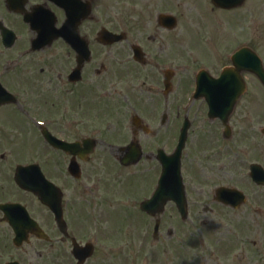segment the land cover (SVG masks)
Here are the masks:
<instances>
[{
  "label": "flooded vegetation",
  "instance_id": "af4514ba",
  "mask_svg": "<svg viewBox=\"0 0 264 264\" xmlns=\"http://www.w3.org/2000/svg\"><path fill=\"white\" fill-rule=\"evenodd\" d=\"M72 1L78 31L91 51L90 60L81 66L77 51L63 39L44 49L35 48L42 8L53 12L61 26L67 12L64 6L69 8L65 2L0 0V84L12 95L8 102L1 98L0 89V264H105L109 254L115 256L117 244L107 248L106 240L113 241L99 226L106 215L105 195L111 193L108 186L98 184L99 164L95 160L99 147L142 141L145 136L150 140L143 143L151 148L164 143L170 127L183 126L186 117L181 110L195 91L199 73L206 70L217 78L232 64V46L226 47L221 56L214 52L213 56L197 59L194 69L184 63L179 55L185 37L178 30L183 18L176 9L162 10L159 7L163 4L155 2L158 9L150 17L138 13L136 18L124 12H106L105 0ZM195 5L199 28H205V12L200 2ZM170 13L177 17L174 29L163 18ZM2 28L15 35L8 38L9 45L3 42ZM106 28L123 34V38L106 46L99 40ZM54 47L57 57L51 58L61 61L62 66L50 70H56L50 79L55 84L50 91L52 97L57 94L54 99L66 98L67 104L64 111L52 117L42 112L57 108L54 100L35 104L30 89L38 79L37 73L46 72L40 67L47 61L42 53ZM186 73L190 74L187 79ZM176 81L180 82L177 87ZM193 100L200 103L201 120L197 115L193 121L192 138L198 137L196 128L200 125L212 128L215 137L211 150L196 154L190 147L185 154V164L194 155L200 170L195 175V169L187 186L185 216H179L183 251L181 257L177 256L178 264H264V184L254 181L250 163L233 168V135L242 122L234 112L229 120L231 131L225 133L221 120L209 119L207 101ZM177 106L179 113L175 114ZM137 115L143 121H137L135 127L133 119ZM34 119L50 120V131L71 143L95 139L94 152L88 161H82L80 156L86 153L83 149L67 155L52 147ZM111 130L115 131L109 134ZM154 136L160 139L153 142ZM120 154L112 153L114 157ZM73 162L80 163L81 179L72 175ZM21 165L39 166V170L24 175L36 183L38 193L18 185L16 174ZM108 201H112V193ZM26 210L32 219L29 222ZM189 236L194 238L192 244ZM82 249L91 253L83 250V256L89 255L81 262L74 251ZM188 250L193 254L189 260Z\"/></svg>",
  "mask_w": 264,
  "mask_h": 264
},
{
  "label": "rangeland",
  "instance_id": "374dc122",
  "mask_svg": "<svg viewBox=\"0 0 264 264\" xmlns=\"http://www.w3.org/2000/svg\"><path fill=\"white\" fill-rule=\"evenodd\" d=\"M196 1L197 0H105V6L106 12H124L130 14L131 5L136 4L138 6V9L135 11H138L139 15L144 14L145 17H150L151 13L153 14V12L158 9L157 7L155 8V2H158L159 5L163 4L161 7H159L162 10H178L179 14L183 18L181 24L185 26L184 28L180 24V27L178 28V30L181 31V37H183V35L185 37L184 46L183 48H181L179 56L184 60V63L192 64L191 67L193 69L198 64L197 59L203 60L204 58L213 56L212 54L214 52H219V50L221 49L233 46L234 44L244 40L250 41L251 45L254 46L255 49H257L259 53H261V55L264 57V0H248L243 8L232 12L211 9L209 14L204 13V10L202 9V12L206 17L205 19H203V21L207 25V27L205 28H199L201 25L199 22L200 19H198V17L196 16L197 13L195 12L194 6ZM190 12H192L191 15ZM134 16L136 17V15ZM211 30L213 31L212 36H215V44L208 45L206 44L208 43V41H206V43H202L203 37L205 35H210ZM245 37H247V39ZM200 43L202 44L200 45ZM213 47H215V50L213 49ZM55 49L56 48L54 47L53 49L42 53V56L44 58H47V61H43L42 63H40V67L44 68L46 72H43L42 74L37 73L39 75L37 76L38 79H36L37 82L35 81L33 89H30V94H32V98L34 99L35 104H39L47 99H51V103L53 102V100V103H56L57 108L54 109L53 107V109L51 108L46 110L45 112H42L43 116H57V113L66 109L65 106L67 104L66 98L61 96L56 97L57 99H54L57 94H55V96L53 95L52 97L53 93H51L50 91L51 86L55 85L54 81L50 79L53 78L56 71L55 70L51 72L50 70L51 68L58 69L62 66H60L61 61L57 60L56 58H51L57 57V53H54ZM107 61H110V59H107ZM49 62H52V64ZM36 68H38L37 65ZM188 75L190 74L186 73V79ZM179 78L180 77H178V79ZM246 81L248 83V92L240 100L235 112L238 113L237 119L242 122L235 128L233 135L234 154L232 156L233 168L235 169H241L244 166L243 164L247 165L248 163L257 161L264 162V136H262L260 130L261 128H259L262 125L264 127V87L256 77H253L251 75L246 76ZM174 83L176 84L175 87L180 84V82L177 81ZM60 85L62 86L63 83L60 82ZM189 86H191V84H189ZM191 88L192 87H189L188 90ZM54 90L56 93V88L53 89V91ZM40 96L41 98H39ZM183 101L184 98L180 101V103H182ZM199 105V102H194L190 109L191 117H194L195 119L200 112V109L198 108ZM176 113H179V106H177L175 110V114ZM198 120H201L200 115H198ZM176 123H178V121L175 122V125ZM196 124H201V122H197ZM211 129L212 128H210L208 125H200L199 129H197V132L198 134H201H199L196 139L190 140L189 146L196 150V154H199V152L203 154L205 151H209L213 148L215 136H212ZM114 131L115 130H111L109 134H112ZM176 133L177 130L175 129V127L169 128L168 135L166 136L169 137V142L166 137L164 139V142H168L165 143L168 149L173 146ZM148 138L150 140V137H142L143 141H147ZM159 139L154 136L152 140L153 142H156ZM155 147L158 148V144H156ZM103 155H105L106 158L109 157V153L106 150L101 151L99 149L95 161L98 160L99 162ZM190 158L191 160L186 161L184 171L186 177H188L189 179L197 175L200 170V167L197 164L196 157L192 155ZM93 162L94 161H92L91 164ZM156 165L157 162L153 161V159H145L136 169L132 168L131 170L125 171H113L108 169L105 170V168H108L105 162L103 168L100 171V175H103L105 177L103 180L104 184L114 186L111 189L113 190V196V193L117 192V190L119 189L117 184L122 183V186L125 185L124 182L128 179L127 177L130 176V171L136 170L138 176L149 172L152 173V177L155 178V175L158 171ZM192 167H194L193 169H196L195 175H193ZM189 181L192 182V180ZM115 186L118 189H116ZM133 186L137 187L138 192L135 194H128L126 192L125 194H123V196L135 195L137 197H141V195L148 193V191L143 192L144 187L141 186V180L139 177H137V181L135 184H133ZM131 187V183H129L127 185L129 191L131 190ZM123 189L125 190V188ZM105 197H109V195H105ZM126 211L134 213L129 208H127ZM173 211L174 210L170 208L169 212L166 213L165 216H163V226L161 229V233L159 234L160 236H158L159 238H157V240L154 239L152 243L149 240L147 233L148 230H146L147 228L146 226H144L145 222H143L142 219H140V221L138 219L134 220V222L132 221V224L123 223L122 221H120L122 229L121 237H123V240H125V242H121L120 245H126L128 242L129 246H131L130 241L132 240L129 237L125 238V235L133 234L136 239L134 249L131 252V248L122 250V253L119 256L109 254L107 260H105V264H132L134 262H137V264H139L140 259H142L140 261L141 264H148L144 256L141 257L144 253L152 256L151 262L149 264H178L175 256L177 255L181 257V252L183 251V249H181L180 242L178 241L179 229L177 219H175L176 217ZM134 214L137 213L135 212ZM103 220H105V218H103ZM153 225L154 221L152 223V227ZM103 228L104 226L102 225L101 229ZM105 231L107 233L113 234V230L109 231L108 227H105ZM193 239V236H189L188 240L191 244L194 242ZM116 243L119 244V242L117 241L110 242V244ZM136 246H138L139 248L141 247L140 249L144 251L143 254L138 255V253L135 251ZM186 252L188 253V260L192 259V250H188ZM113 257L116 258L113 259ZM130 259L132 262L130 261Z\"/></svg>",
  "mask_w": 264,
  "mask_h": 264
}]
</instances>
